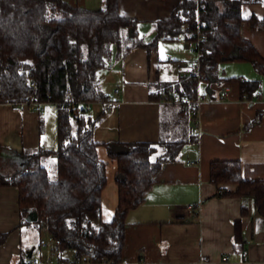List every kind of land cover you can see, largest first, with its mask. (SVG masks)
Returning <instances> with one entry per match:
<instances>
[{
  "label": "trees",
  "instance_id": "trees-1",
  "mask_svg": "<svg viewBox=\"0 0 264 264\" xmlns=\"http://www.w3.org/2000/svg\"><path fill=\"white\" fill-rule=\"evenodd\" d=\"M202 1L206 8L199 11L198 0H180L169 18L154 21L155 35L145 41L137 36L138 19L120 14L119 0H103L98 9L80 8L64 0H0V103H37L33 106L41 108L54 102L58 108L57 148L19 153L0 147V162L8 166L0 167V185L18 188L21 226L33 224L61 240L53 249L58 262L88 256L122 263L128 212L146 200L162 166L176 160L184 145L196 139L191 134L177 138L163 134L156 142H106L109 155L116 159L118 203L112 219H102L107 161L98 154L94 132L106 112L91 115L89 103L108 98L98 73L113 53L123 56L134 46L152 50L161 40L190 37L200 18L204 40L199 61L204 77L190 74L173 81L157 80L151 85L150 97L196 98L201 82L238 81L240 93L248 96L260 88L258 79L220 76L219 66L224 61H249L264 75V56L241 32L244 21L254 29H264V18L243 16L245 5L264 0ZM44 155L56 156V178H51L42 163ZM210 176L216 184H236L221 195L251 196L264 220V179H246L240 160H212ZM30 212L37 213L35 221L27 219ZM5 236L0 234V241ZM234 240L242 244L239 222ZM66 250L73 251L72 257H64ZM29 251H23L22 262L29 260Z\"/></svg>",
  "mask_w": 264,
  "mask_h": 264
},
{
  "label": "crops",
  "instance_id": "crops-1",
  "mask_svg": "<svg viewBox=\"0 0 264 264\" xmlns=\"http://www.w3.org/2000/svg\"><path fill=\"white\" fill-rule=\"evenodd\" d=\"M64 1L85 9H98L103 3ZM179 2L119 0V12L137 18V36L150 41L155 35L154 21L169 18ZM251 15L264 18V3L245 5L244 18ZM241 32L264 56V29H254L244 21ZM187 38L161 40L152 50L134 46L123 56L113 53L99 70L108 98L89 103V112L93 116L106 112L94 132L98 154L107 161L102 219L111 220L118 203L116 159L109 155L106 142H156L163 134L174 138L191 134L195 141L186 143L176 160L162 166L146 200L128 212L122 263L264 264V220L252 197L221 195L219 192L233 190L236 184H216L210 176L212 160H240L246 179H264V92L242 95L238 81L221 85L205 82L199 90L205 95L200 104V132L194 134L191 115L183 104L150 97L151 85L157 80L173 81L186 75L184 65L190 58ZM241 77L264 83L254 73ZM224 87L227 95L222 97L219 92ZM53 104L54 109L0 103V147L19 153L57 148L58 135L52 130L55 118L49 125L51 135L47 123L52 114L57 117V104ZM259 112L261 120L253 123ZM18 198L17 187L0 185V234H6L0 241V264H21L22 253L28 249L43 260L50 255L56 260L55 251L44 247L43 253L36 254L34 241L24 236ZM236 222L243 232L242 244L234 240ZM27 227L32 233L30 225ZM63 255L72 257L73 251L66 250Z\"/></svg>",
  "mask_w": 264,
  "mask_h": 264
},
{
  "label": "built area",
  "instance_id": "built-area-1",
  "mask_svg": "<svg viewBox=\"0 0 264 264\" xmlns=\"http://www.w3.org/2000/svg\"><path fill=\"white\" fill-rule=\"evenodd\" d=\"M205 8H206L205 2L202 0H198V10L202 11ZM203 25H204V21L198 18L197 28L191 32L190 37H188L186 40L190 49H193L198 54L197 61L194 64L186 63L184 65V73L186 75L192 74V75H195L199 79H202L204 77V74L201 72V69H200V61H199L200 45L202 41L204 40V34L201 29ZM219 94L222 97L226 96L227 95L226 88L221 90ZM204 98H205V95L203 96L199 91L196 98H191L189 96L175 95V96L168 97V99L166 100L181 103L186 107V109L191 115L192 124H193L192 131L194 134H197L200 132V118H199L200 104ZM36 104L37 103H33V105H36ZM46 232H47L46 236L41 237L39 239V245L41 247L46 248L48 251H53V249L61 243V240L55 235L49 233L47 230ZM242 255L244 258H246L247 251L244 250L242 252ZM21 264H63V263L57 262L52 257V255L48 256L44 260L39 256L32 255L29 257V260H27L26 262H22ZM64 264H117V263L110 261V260H106V259L92 260L88 256H76L72 260H70V262L64 263ZM119 264H123V263H119Z\"/></svg>",
  "mask_w": 264,
  "mask_h": 264
},
{
  "label": "rangeland",
  "instance_id": "rangeland-1",
  "mask_svg": "<svg viewBox=\"0 0 264 264\" xmlns=\"http://www.w3.org/2000/svg\"><path fill=\"white\" fill-rule=\"evenodd\" d=\"M182 42L184 43L185 46V42L183 39ZM189 55L190 58L188 59V61H186V63L188 64H194L197 61L198 58V54L193 50V49H189L186 50ZM253 74L255 76H260L264 79V75L258 73L254 66L252 65L251 62L249 61H234V60H230V61H224L220 64L219 66V75L220 76H224V77H233V76H248L249 74ZM255 79V78H253ZM206 83L203 82L200 84V91L202 90L203 87H205ZM261 92H264V83L260 84V88L258 89ZM201 93V92H200ZM54 102H47L43 104V107H46V105H48L47 107L50 108L52 107L54 109ZM55 118V123H53L54 125H52V130L54 131V134H56L57 132V117L54 116L52 114V116H50L48 123V126L51 124L52 119ZM51 131V127H48V132ZM49 134L51 135V132H49ZM42 163L47 167L48 172L51 176V178H56L57 176V169H56V163H57V158L55 155H44L42 157ZM0 167L1 168H5L8 167L7 165H5L4 162H0ZM30 228H32V233L30 231V229H28L27 226L24 227V236L25 237H29V240H33L34 241V245H35V253L36 254H40L43 253L44 248H41V246L39 245V239L41 237L46 236L47 233H45V231H40L35 225H30Z\"/></svg>",
  "mask_w": 264,
  "mask_h": 264
},
{
  "label": "water",
  "instance_id": "water-1",
  "mask_svg": "<svg viewBox=\"0 0 264 264\" xmlns=\"http://www.w3.org/2000/svg\"><path fill=\"white\" fill-rule=\"evenodd\" d=\"M129 34H130V37L133 38V35H132V29H129ZM28 220L30 221H35L37 219V213L36 212H30L29 213V216L27 217ZM29 256L32 255V251H29Z\"/></svg>",
  "mask_w": 264,
  "mask_h": 264
}]
</instances>
